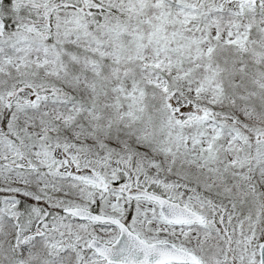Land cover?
<instances>
[{
	"label": "snow or ice",
	"instance_id": "obj_1",
	"mask_svg": "<svg viewBox=\"0 0 264 264\" xmlns=\"http://www.w3.org/2000/svg\"><path fill=\"white\" fill-rule=\"evenodd\" d=\"M0 264H264V0H0Z\"/></svg>",
	"mask_w": 264,
	"mask_h": 264
}]
</instances>
